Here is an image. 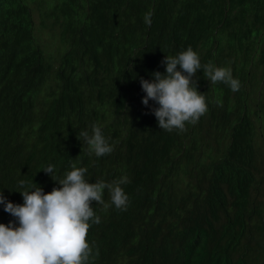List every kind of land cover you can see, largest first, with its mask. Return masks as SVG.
<instances>
[{
    "label": "trees",
    "instance_id": "obj_1",
    "mask_svg": "<svg viewBox=\"0 0 264 264\" xmlns=\"http://www.w3.org/2000/svg\"><path fill=\"white\" fill-rule=\"evenodd\" d=\"M189 47L241 87L198 70L208 111L168 132L140 80ZM94 125L110 154H89L80 132ZM48 165L57 180L75 165L90 183L130 181L126 210L107 189L109 207L93 203L88 264H264V0H0L6 200L23 204L21 180L60 187ZM9 222L18 226L0 204Z\"/></svg>",
    "mask_w": 264,
    "mask_h": 264
},
{
    "label": "clouds",
    "instance_id": "obj_2",
    "mask_svg": "<svg viewBox=\"0 0 264 264\" xmlns=\"http://www.w3.org/2000/svg\"><path fill=\"white\" fill-rule=\"evenodd\" d=\"M151 16L152 12H148L144 17L148 26L151 25ZM162 63L165 65L163 74L155 72L151 82L141 79L140 84L146 94L142 103L147 106L152 100L158 105L152 112L158 127L168 132L174 129L186 131V124L197 123L208 111L205 96L197 90L194 79L198 70L202 69L211 83L222 82L233 92L241 87L230 68L216 67L211 62L202 65L191 47L175 57H165ZM80 136L89 146V154L102 157L113 151L99 126L92 127L91 136L86 131L80 132ZM43 171L60 187H54L48 193L38 185L28 190L26 182L21 180L19 185L25 190L18 192L23 197V204L7 201L0 191L4 211L18 222V226L12 222L0 223V264H88L93 255L87 241L88 230L91 223H100L93 203L101 204L105 209L109 207L103 200L107 189L112 204L117 209L126 210L129 199L120 185L130 181L122 177L112 183H90L85 179L87 169L75 165L59 180L53 178V165Z\"/></svg>",
    "mask_w": 264,
    "mask_h": 264
}]
</instances>
